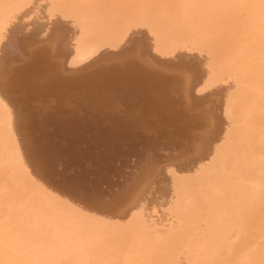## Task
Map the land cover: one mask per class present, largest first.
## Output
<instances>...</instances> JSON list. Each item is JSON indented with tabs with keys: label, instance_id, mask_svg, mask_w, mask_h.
I'll return each instance as SVG.
<instances>
[{
	"label": "bare ground",
	"instance_id": "obj_1",
	"mask_svg": "<svg viewBox=\"0 0 264 264\" xmlns=\"http://www.w3.org/2000/svg\"><path fill=\"white\" fill-rule=\"evenodd\" d=\"M0 264H264V0H0Z\"/></svg>",
	"mask_w": 264,
	"mask_h": 264
},
{
	"label": "rangeland",
	"instance_id": "obj_2",
	"mask_svg": "<svg viewBox=\"0 0 264 264\" xmlns=\"http://www.w3.org/2000/svg\"><path fill=\"white\" fill-rule=\"evenodd\" d=\"M119 94H122V93H119ZM160 120H161V122H160ZM159 122H160V124L162 125L163 122H165L164 118L162 119V117H161V119H159ZM88 136H89V135H88ZM136 139H137V138H136ZM57 140L59 141L58 138H57ZM134 140H135V139H134ZM137 140H138V139H137ZM100 142H102V141L100 140ZM83 144H84V145H83ZM96 144H97V143H95L94 141H90V144H89V145H92V146L95 148ZM68 145H69V143H67V142H66V143L64 142L62 145H59V153L61 152V154H62V151H63V152H68V149H69V147H70V146H68ZM66 146H67V147H66ZM86 146H88V145H86L85 143L77 144V146L75 147V148H76L75 150H78V148H85V149H87ZM64 147H65V148H64ZM108 147H109L108 145H107V147H106V146H104V144H103V146L98 147V148H99V150L102 151L103 148H107V149H108ZM96 148H97V147H96ZM109 148H110V147H109ZM66 149H67V150H66ZM132 149H133V148L130 149V148H127L126 146L123 147V150H124V151L126 150V151H128V152L130 151L129 153H130L131 155H133V152H135V151L132 150ZM96 150H98V149H95V150L92 149V151H96ZM88 151L90 152L89 148H88L87 152H88ZM126 151H125V152H126ZM85 152H86V150H85ZM106 152H107V151H106ZM128 152H127V153H128ZM94 153H95V152H94ZM94 153H92V155H95ZM110 153H111V152H110ZM71 155H73V153H72ZM124 155H126V154H124ZM131 155H130L129 157H131ZM112 156H114V159L116 158V157H115V156H116L115 154H112ZM136 156H138V154H137V155L135 154V156H133V157L135 158V160H136V159L139 160V157H140V156H138V158H136ZM94 157H95V156H94ZM94 157H93V159H91V160H97L98 163H99V162H100L99 159H98V158L96 159V158H94ZM96 157H97V155H96ZM120 157H121V156H120ZM123 157H125V156H123ZM123 157H122V158H123ZM127 157H128V156H127ZM133 157H132L133 162L131 161L130 158H129L128 160L125 159V158H124V159L119 158L120 162H117L118 164H116V165H117L118 167H120V166L123 164V162L125 163V161H129V160H130L131 162L129 161V163H132L133 167H135L138 161H135V160L133 159ZM112 158H113V157H112ZM114 159H113V160H114ZM100 160H102V158H101ZM122 160H125V161H122ZM103 161H104V160H103ZM106 161L109 162L108 159H107ZM110 161H111V160H110ZM121 161H122V162H121ZM135 162H136V163H135ZM115 163H116V162H115ZM126 163H128V162H126ZM99 164H100V163H99ZM134 164H135V165H134ZM114 165H115V164H114ZM129 165H130V168H129V169H131V168H132V167H131L132 165H131V164H129ZM127 170H128V169H127ZM129 171H130V170H128L127 172H129ZM69 172H70V173L67 172V174H66V176H65L66 178L72 176L73 173H75L73 170H72V171L69 170ZM123 173L125 174V171H124ZM77 183H79V182H77ZM91 184H92V183H89V184H88V183H86V181H85V183L82 185V187H81V185H77L76 183H72L71 186L74 187L75 189H77L78 186H79V189H80V190H82V189L84 188V191H83V190H82V191L85 192V190H90L91 188L94 189L93 186H91ZM87 187H88V188H87ZM93 191H94V190H93Z\"/></svg>",
	"mask_w": 264,
	"mask_h": 264
}]
</instances>
